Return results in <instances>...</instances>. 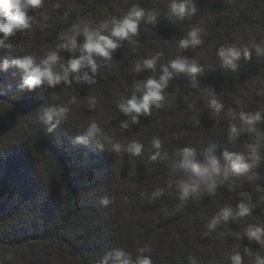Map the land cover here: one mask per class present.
Returning <instances> with one entry per match:
<instances>
[{"label": "trees", "instance_id": "trees-1", "mask_svg": "<svg viewBox=\"0 0 264 264\" xmlns=\"http://www.w3.org/2000/svg\"><path fill=\"white\" fill-rule=\"evenodd\" d=\"M134 8L143 11L135 33L101 27ZM26 16L28 28L0 32V264H119L117 251L135 259L141 247L152 264H264V242L247 234L264 228V0H42ZM85 26L110 36V56L92 53L95 71L85 63L55 85L29 86L17 61L54 52L59 70L87 54ZM193 29L200 43L181 48ZM72 35L76 49L60 47ZM221 47L241 54L225 62ZM177 59L199 71H176ZM162 66L172 73L162 98L123 112ZM56 107L66 118L46 121ZM92 122L99 138L78 139ZM213 165L215 185L201 181L182 198L181 182Z\"/></svg>", "mask_w": 264, "mask_h": 264}, {"label": "clouds", "instance_id": "clouds-1", "mask_svg": "<svg viewBox=\"0 0 264 264\" xmlns=\"http://www.w3.org/2000/svg\"><path fill=\"white\" fill-rule=\"evenodd\" d=\"M42 3V0H0V14L6 18L4 21H0V32L5 34L10 33L14 28H28L30 25L28 23L29 17L26 16V10L29 7H39ZM173 10L180 16H184L186 13V8L183 3L176 4L173 3L171 5ZM11 10H15L14 13ZM189 14L195 12V8L187 9ZM143 15V11L140 9H132L121 21L112 20L109 22H105L101 25V27L108 29L111 36L117 37H126L129 32L135 33L137 31V20ZM150 19H153L150 17ZM109 24L112 25L109 28ZM84 34L86 36V42L82 46L84 50H86L87 54L81 56L79 59H71L67 65L60 64L59 70H54L55 65L58 61V56L54 52H49L46 57L39 60L37 63L36 57L33 55L25 56L23 59L17 61V63L23 65L27 71L28 75L26 76L25 82L31 86L33 84H39L42 80L47 81L49 85H55L59 83L62 79L66 80L69 71H76L80 67H82L85 63L92 67V70L95 71L96 64L92 59V53H96L103 57H109V49H114L116 44L108 35H100L98 31L90 29L88 26H85L83 29ZM198 29H193L190 33V39L181 40L180 47H187L189 44L193 46L200 43L198 38ZM3 41L0 40V43ZM256 47L257 51H261L260 45H253ZM60 47H68L70 49H76V39L75 35H72L68 39L67 44L60 45ZM244 55H248V47H244L243 49ZM218 56L221 57L225 62H230L234 58H237L241 54V49L235 47H221L218 50ZM156 62V58L154 57L152 60H146L143 62L144 67H152ZM187 66V67H186ZM137 70L140 69L141 65H137ZM171 67L176 71H185L187 70L190 73H195L199 71L196 67L195 62L189 64L188 61L184 59H177L171 63ZM163 74L160 76L159 81L155 79H148L145 82L144 87H146L147 92L143 96L141 100H137L134 96L131 100H129L126 104L121 102L118 107L125 113H129L133 110L140 112L144 110L145 112L149 111V101L151 98H162L160 89L164 86L168 77L172 75V73L168 70V67L162 66ZM212 105L219 110L221 105L216 101L215 98L211 100ZM94 106V105H92ZM68 109L66 107H56L51 108L46 112V121H52L56 118V122L59 123L61 119L66 118V113ZM55 125H53L54 127ZM235 131V129H233ZM100 129L95 122H92L84 134L78 139L80 140H88L89 138L97 139L99 138ZM154 146L159 147L160 141L155 140ZM114 148L119 151L120 145L115 144ZM142 145L136 142H133L129 147V151L133 154H139L141 152ZM240 159V158H238ZM234 167L239 170L243 165L236 163ZM195 176L198 177V180L193 181L191 184L182 183L183 187V196L182 198H186L189 193H196L198 191V185L202 181L208 185L209 188L213 187L216 183L214 176L212 175L215 172V166L212 167V172L206 168L204 170L207 175H203L199 171H195ZM189 180H192V177H189ZM248 212V209L241 207V214H245ZM222 215L226 218L228 215V210H222ZM216 223V220L213 219L209 224V227H212ZM247 234L250 237H255L257 240H261L264 242V228L256 227L250 228L247 231ZM150 251L147 247H141L136 250L137 255L135 259H133V254L131 252L125 251L123 249L117 251L115 253V258L118 260L119 264H152V260L150 256L143 255V253ZM109 257L105 256L104 259L107 260ZM233 260L239 261L240 255L236 254L232 257Z\"/></svg>", "mask_w": 264, "mask_h": 264}]
</instances>
